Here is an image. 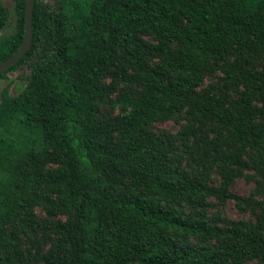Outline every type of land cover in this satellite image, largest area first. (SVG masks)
I'll return each mask as SVG.
<instances>
[{
    "label": "trees",
    "instance_id": "16d2710c",
    "mask_svg": "<svg viewBox=\"0 0 264 264\" xmlns=\"http://www.w3.org/2000/svg\"><path fill=\"white\" fill-rule=\"evenodd\" d=\"M64 1L58 0L60 9L53 13L34 0L32 46L0 72L2 76L24 62L32 67L17 95L7 89L0 94V165L9 161L19 180L18 189L9 180L0 181V253L10 240L6 225L23 218L18 209L36 199L35 182L46 181L57 188L55 196L44 197L48 212L67 216L52 226L58 242L44 252H33L32 246L26 255H4L8 260L245 264L264 257V200L232 192L235 172H227L220 186H209L177 170L166 153L173 144L164 145L148 130L154 121L167 119L172 106L186 105L190 117L199 121L192 131L206 148L201 158L246 141L264 146V64L257 70L242 62L246 53L264 54V0H66L68 8ZM13 2L16 23L2 41L0 61L23 41L26 2ZM5 23L0 4V28ZM146 34L158 42L148 41ZM230 55L237 59L229 61ZM152 56H159L160 63L153 65ZM221 59L226 61L221 65L224 83L196 90L203 68ZM106 75L113 78L111 88L121 80L129 85L122 89L119 112L103 119L99 99L109 89L102 83ZM239 76L243 89L233 97L229 88ZM211 123L217 132L213 137L203 129ZM12 125L18 131L34 129L38 141L28 148L15 142L24 156L14 160ZM49 161L57 166L42 173L40 167ZM205 194L232 198L242 208L258 204L260 219H184L172 206ZM160 199H167L166 208ZM25 212L30 216L29 208ZM168 227L214 243L181 245L166 233Z\"/></svg>",
    "mask_w": 264,
    "mask_h": 264
},
{
    "label": "rangeland",
    "instance_id": "374dc122",
    "mask_svg": "<svg viewBox=\"0 0 264 264\" xmlns=\"http://www.w3.org/2000/svg\"><path fill=\"white\" fill-rule=\"evenodd\" d=\"M40 1L53 13H57L60 9L58 0ZM0 4L3 6V14L6 17L5 25L0 28V47H2V41L14 30L16 15L13 0H0ZM63 6L68 8L66 0L63 2ZM144 38L153 43L158 42V38L152 34H146ZM250 54L251 53H246L242 57L244 66L257 70L262 69L264 54L254 55L253 57H250ZM227 59H229V61H235L237 56L230 55L227 56ZM150 60L153 65L160 63L159 56H152ZM211 61L214 62V60ZM225 62L224 59H221L218 63L214 62L209 66H205L202 70L203 78L195 89L202 90L212 83L222 85L225 80L226 72L221 65ZM31 70V65L24 62L15 69L0 76V94L7 89L9 95H17L25 86ZM112 79L110 75H106L102 79V83L109 86L107 94H104L99 99V115L103 119L113 117L114 114L119 112L120 104L123 101L122 89L129 85V82L121 80L115 88H111ZM241 79L242 76H239V78L230 85L229 91L233 97H236L243 89ZM136 86L137 84L135 83L131 86V90L135 93ZM23 111L25 112V109H23ZM198 124L199 121H195L190 117L186 105L178 107L172 106L169 117L165 120H157L149 124L148 130L158 141H163L164 145L173 144V148L166 149V153L170 163L175 166L177 170L185 171L189 173L190 176L199 178L209 186H220L227 172H235L233 182L230 185V190L232 192L245 197L251 196L256 201L264 200V146L259 142L246 141L237 143L235 146H225L221 153L212 151L210 157L204 155L203 158H201L206 148L196 141L194 132L192 131V128L198 127ZM213 126L214 123H211L203 127V129L209 130L210 137L217 135ZM9 127L10 130H14L15 132L13 136L15 144L13 151L16 154H13L15 157L11 158L14 160L24 156V154H19V150L16 146L17 142H20L19 146L28 148L29 146L35 145L38 141L32 136L35 132L34 129L16 127L17 129L21 128L19 129L21 131H18L15 130L13 125ZM19 133H22V135H19ZM26 136H29L31 139H27ZM38 148L44 150L41 146ZM227 156L231 157V159ZM232 157H236L246 164L240 165L233 160ZM1 166L2 165H0V181L9 180L11 187L18 189L16 184L18 176L15 173L13 174L10 170L9 161L6 160V163L2 166L3 169H1ZM56 166V163L49 161L40 167V171L42 173H48V171L54 169ZM34 167L38 166L30 165L29 168L33 169ZM1 185L0 183V188ZM123 188L132 196L128 188ZM11 190L14 191L13 189ZM56 191L57 188H54L49 182H35L32 193L35 195L36 199L30 201L29 205L18 209V211L22 213L23 218L17 216L16 222L6 225V234L10 240L4 245H1L0 264H43L41 262L28 263L20 258L8 260L4 255H9L13 258H15L18 253L26 255L29 248L32 246H34L33 252H44L47 251L51 245L58 242V235L52 230V226L54 223L65 220L67 216L64 213L57 215L50 214L44 200V197L47 195L55 196ZM159 203L163 208H166L168 201L167 199H160ZM172 206L177 210L179 216L184 219L193 220H196L201 215H206L211 217L220 216L232 219H243L248 222L257 223L261 215V208L258 204L242 208L232 198L220 200L216 196L210 194H205L203 198L197 197L193 202L185 200L173 202ZM27 208H29L30 216L25 212ZM218 223L221 224V222ZM166 233L181 245H207L214 243L213 239L200 238L193 233L175 227H168ZM11 240L15 244H11ZM245 264H264V257L250 258Z\"/></svg>",
    "mask_w": 264,
    "mask_h": 264
},
{
    "label": "water",
    "instance_id": "95a60500",
    "mask_svg": "<svg viewBox=\"0 0 264 264\" xmlns=\"http://www.w3.org/2000/svg\"><path fill=\"white\" fill-rule=\"evenodd\" d=\"M25 22L24 36L19 48L9 57L0 61V72L6 70L17 63L30 49L33 43L32 20L34 13V0H25Z\"/></svg>",
    "mask_w": 264,
    "mask_h": 264
}]
</instances>
